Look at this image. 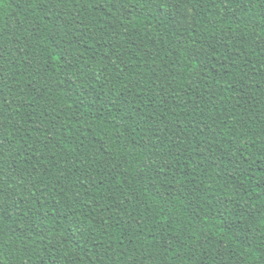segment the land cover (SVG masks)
I'll return each instance as SVG.
<instances>
[{
	"label": "trees",
	"instance_id": "1",
	"mask_svg": "<svg viewBox=\"0 0 264 264\" xmlns=\"http://www.w3.org/2000/svg\"><path fill=\"white\" fill-rule=\"evenodd\" d=\"M0 264H264V0H0Z\"/></svg>",
	"mask_w": 264,
	"mask_h": 264
}]
</instances>
